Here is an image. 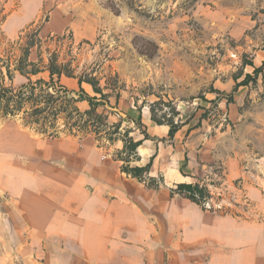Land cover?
Returning a JSON list of instances; mask_svg holds the SVG:
<instances>
[{
  "label": "rangeland",
  "instance_id": "rangeland-1",
  "mask_svg": "<svg viewBox=\"0 0 264 264\" xmlns=\"http://www.w3.org/2000/svg\"><path fill=\"white\" fill-rule=\"evenodd\" d=\"M42 5L30 15L13 6L0 12V57L10 65L0 83L18 89L27 78L48 79L45 73L27 77L15 71L19 57H57L77 76L92 74L108 88L112 106L137 115L122 118L100 106L102 145L109 144L105 136L117 124L116 139L123 140L126 130L128 137L142 134L141 116L152 110L158 120L177 123L183 140L192 134L194 143L207 141L219 156L210 166L199 161L192 181L210 193L201 199L203 206L256 212L243 182H254L264 171V0H42ZM27 42L35 45L25 53ZM43 89L39 115L26 102L13 115L0 113V128L21 123L46 136L81 134L76 126L70 133L76 118L62 112L53 119L45 104L47 92L65 96L64 89L56 84ZM61 103L67 105L59 99L57 107ZM222 159L244 174L225 182Z\"/></svg>",
  "mask_w": 264,
  "mask_h": 264
},
{
  "label": "crops",
  "instance_id": "crops-1",
  "mask_svg": "<svg viewBox=\"0 0 264 264\" xmlns=\"http://www.w3.org/2000/svg\"><path fill=\"white\" fill-rule=\"evenodd\" d=\"M8 6L27 15L43 7L42 0H0L1 13ZM39 73L49 79L48 71ZM59 83L93 94L77 77L62 75ZM76 106L89 108L86 100ZM140 120L150 138L131 132L141 144L130 165L152 159L148 177L162 178L156 189L121 170L120 138L104 146L93 134L46 136L21 123L0 128V264H264V171L243 182L255 213L171 195L175 184L192 183L199 161L210 166L219 156L192 134L169 137V126L147 111ZM221 163L225 182L244 174L228 159Z\"/></svg>",
  "mask_w": 264,
  "mask_h": 264
},
{
  "label": "trees",
  "instance_id": "trees-1",
  "mask_svg": "<svg viewBox=\"0 0 264 264\" xmlns=\"http://www.w3.org/2000/svg\"><path fill=\"white\" fill-rule=\"evenodd\" d=\"M114 14H118V10L115 9L114 6L108 5ZM35 44L33 42L26 43L25 53H28L29 49L33 47ZM264 67V62L261 65V68ZM3 68L6 69L7 75L10 72V65L8 62L0 57V77L4 79ZM14 70L18 71L21 75L29 77L30 74L35 75L42 71H48L49 79H37L34 83L28 79V84H22L18 89H15L12 85H5L2 81L0 83V113L3 115H13L14 113L21 110L22 106L26 102H31L33 106V114L39 115L42 110L38 106V97L44 93V87L54 86L56 84L60 89H64L65 96L57 95L54 93L47 92L45 97V104L47 108L50 107L51 114L53 115V119L57 118L58 114L62 112H67V117L69 119L76 118V121H73L70 127V133L72 132V128L76 126L78 132L81 134L78 135H86V134H94L95 138L100 141V132L98 131V126L103 124L104 115L99 112V107L103 106V100H108L110 93L104 92V89L100 86L99 80L93 76L92 74L83 73L81 75H75L74 71L68 64L58 62L57 57H47L45 61L43 57H39L38 61L29 60V57H19L16 59L14 64ZM67 77H77L79 83L82 82L91 86L93 95L87 93L83 88H79V91L74 92L68 90L64 85L59 83L60 76ZM11 80V77L9 76ZM30 88V94L26 96L25 88ZM39 88L42 93L35 94L34 91ZM107 88V87H106ZM75 95V96H74ZM59 99L65 100L67 105H59L57 107L56 103ZM80 100H86L88 102L89 108L81 111L77 106L76 102ZM72 105V109L67 111L68 105ZM52 107V108H51ZM129 119L131 117L128 116ZM151 119L157 123L158 125H168L169 131L168 136L172 137L174 133L178 130V124L173 121L162 122L158 120L152 113L151 110ZM142 134L143 138H150V135L145 130L142 123ZM115 125V129L112 132H109L105 136L108 142H113L116 138L112 137L113 134H116L117 129ZM93 127V128H91ZM42 132V130H40ZM76 135V134H72ZM123 137V148L122 150L116 153V158L122 161L121 170L126 174L136 177L138 180L146 183L148 187L158 188L160 183H162V178H154L148 177V173L152 164V159L144 165V166H132L130 162L138 159L137 155V147L141 144V140H134L133 137H128V131L126 130ZM147 178V179H146ZM170 194H178L185 198L190 199L192 202H195L199 205H202V198L209 197L210 193L204 184H200L199 182L194 183H177L170 189Z\"/></svg>",
  "mask_w": 264,
  "mask_h": 264
},
{
  "label": "water",
  "instance_id": "water-1",
  "mask_svg": "<svg viewBox=\"0 0 264 264\" xmlns=\"http://www.w3.org/2000/svg\"><path fill=\"white\" fill-rule=\"evenodd\" d=\"M103 107L107 109L108 111L117 113L122 118L127 116L125 112L120 110L117 106H114V105L112 106L107 100H103Z\"/></svg>",
  "mask_w": 264,
  "mask_h": 264
},
{
  "label": "built area",
  "instance_id": "built-area-1",
  "mask_svg": "<svg viewBox=\"0 0 264 264\" xmlns=\"http://www.w3.org/2000/svg\"><path fill=\"white\" fill-rule=\"evenodd\" d=\"M206 205V204H205Z\"/></svg>",
  "mask_w": 264,
  "mask_h": 264
}]
</instances>
